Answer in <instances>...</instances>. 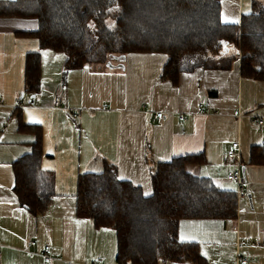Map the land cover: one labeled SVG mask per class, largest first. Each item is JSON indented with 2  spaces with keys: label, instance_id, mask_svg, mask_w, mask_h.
<instances>
[{
  "label": "crops",
  "instance_id": "0c3cea01",
  "mask_svg": "<svg viewBox=\"0 0 264 264\" xmlns=\"http://www.w3.org/2000/svg\"><path fill=\"white\" fill-rule=\"evenodd\" d=\"M254 1L221 0L223 22L240 24ZM36 28L35 19L0 17V264H118L115 231L76 216L79 174L102 170L105 160L118 166L121 179L148 196L158 163L204 152L207 162L188 164L187 172L235 189L226 177L232 163L227 153L239 141L245 193L251 204L264 197V165L248 162L252 146L264 143V122L257 125L248 117L252 113L264 119V81L242 76L240 61L230 70L182 72L177 84L161 78L168 59L164 53L132 52L112 64L66 74V57L40 49L36 38L16 32ZM30 51L42 53V81L40 92L32 96L36 102L23 108V119L42 124V165L55 172L56 195L39 215L22 206L13 191L12 163L30 152L34 140L18 131L14 120ZM57 94L63 96L61 108L52 106ZM237 110L244 115L238 117ZM240 201L237 219L182 220L180 240L198 242L208 264H236V252L239 257L242 253L240 223L249 238ZM259 235L262 242L246 248L250 259L243 264H264V234ZM46 245L51 247L49 261L42 255Z\"/></svg>",
  "mask_w": 264,
  "mask_h": 264
},
{
  "label": "trees",
  "instance_id": "16d2710c",
  "mask_svg": "<svg viewBox=\"0 0 264 264\" xmlns=\"http://www.w3.org/2000/svg\"><path fill=\"white\" fill-rule=\"evenodd\" d=\"M221 10V0H0V17L37 20L35 30L17 34L36 38L40 49L63 53L66 70L149 52L167 55L161 78L174 84L182 72L230 70L236 61L242 76L264 81V0H255L240 24L224 23ZM41 81L42 53L30 51L22 95H37ZM14 117L17 130L34 140L30 152L12 163L13 191L32 214H43L56 195L55 172L42 165L43 126L26 123L22 107ZM205 162L202 152L158 163L151 173L153 193L147 196L105 160L102 171L79 174L76 216L115 231L118 264H208L198 242L180 240L179 224L237 219L239 199L236 190L186 170L188 164ZM248 162L264 165V143L252 146Z\"/></svg>",
  "mask_w": 264,
  "mask_h": 264
},
{
  "label": "rangeland",
  "instance_id": "374dc122",
  "mask_svg": "<svg viewBox=\"0 0 264 264\" xmlns=\"http://www.w3.org/2000/svg\"><path fill=\"white\" fill-rule=\"evenodd\" d=\"M109 25L110 26H114V21L112 19L109 20ZM57 54L66 57L63 53L57 52ZM65 72L67 74L68 71L66 70ZM23 91L21 93H19L18 97H17V98H20L21 101H22L21 94L24 93ZM24 102L25 103L23 105L19 106V107L24 108L26 106L33 105L36 102V98H33L31 94L26 93L25 96H24ZM8 120H10V119H8ZM14 120L16 122L15 117H14ZM29 149H28V151H29ZM230 166H232V163H230ZM89 169H95V170H90L92 172H95L96 170H98L100 172V171L103 170V168H101L102 170H99L100 168H89ZM231 186H233L235 188V189H232V190H236L237 191L238 186L236 185V183L232 182ZM245 187H247V185H244V188ZM248 193L249 192H246V197L244 199H241V201H240V203H241V215H240V217H241V220H242L241 221L242 225L244 223H246V229L248 230L249 238L244 236V234H243L244 228L241 226V223H240L239 226H240V231L242 233L240 246H242L241 247L242 248V253L240 254V257H239L237 252H236V264H243V260L244 259L246 261L248 259H250L248 257V254L245 253L246 248L248 246H252V243H254V242H258V241L262 242V240L256 238L257 237L256 233H259L260 234L259 236H261L262 238H263V234H264L263 233V230H264V197H261L256 203L251 204V201L249 199ZM253 247L254 246H252V248ZM166 264H176V263L175 262H168Z\"/></svg>",
  "mask_w": 264,
  "mask_h": 264
},
{
  "label": "built area",
  "instance_id": "2783aa9c",
  "mask_svg": "<svg viewBox=\"0 0 264 264\" xmlns=\"http://www.w3.org/2000/svg\"><path fill=\"white\" fill-rule=\"evenodd\" d=\"M16 104L20 106L22 104V101L20 98L16 99ZM57 108H61L63 106V96L61 94H57L54 98L53 105ZM200 111L201 113H205L204 109V104H200ZM235 114L238 117H242L244 114L240 111L237 110ZM157 116L159 118L163 117V112L159 111L157 112ZM248 117L251 118L252 123L261 125L264 122L263 118L257 117L254 114H248ZM227 158L233 163L231 166V169L227 173V179L230 181H233L237 184L238 189H237V195L239 201L246 197V193L244 190V185L246 183V175L243 172V166H242V158H241V144L239 141H234L231 144L230 150L227 153ZM50 250L51 247L50 245H46L43 249V257L46 261L51 260L52 256L50 255ZM130 264V263H128Z\"/></svg>",
  "mask_w": 264,
  "mask_h": 264
},
{
  "label": "water",
  "instance_id": "95a60500",
  "mask_svg": "<svg viewBox=\"0 0 264 264\" xmlns=\"http://www.w3.org/2000/svg\"><path fill=\"white\" fill-rule=\"evenodd\" d=\"M243 172L245 173V169H244V167H243ZM251 198V197H250Z\"/></svg>",
  "mask_w": 264,
  "mask_h": 264
}]
</instances>
